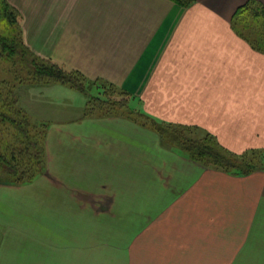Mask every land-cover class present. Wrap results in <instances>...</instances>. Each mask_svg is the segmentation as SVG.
I'll return each mask as SVG.
<instances>
[{"label": "crops", "instance_id": "obj_1", "mask_svg": "<svg viewBox=\"0 0 264 264\" xmlns=\"http://www.w3.org/2000/svg\"><path fill=\"white\" fill-rule=\"evenodd\" d=\"M7 1L37 55L125 91L137 113L19 85L47 125L46 169L0 181V264H264V171L206 167L157 129L264 150V51L234 24L250 0Z\"/></svg>", "mask_w": 264, "mask_h": 264}, {"label": "trees", "instance_id": "obj_2", "mask_svg": "<svg viewBox=\"0 0 264 264\" xmlns=\"http://www.w3.org/2000/svg\"><path fill=\"white\" fill-rule=\"evenodd\" d=\"M183 7H189L195 3L196 0H172ZM255 12V13H254ZM261 17L263 20L258 24L260 29H264V6L258 5L255 0L249 1L246 5L239 8L235 14L234 24L241 30V33H245L243 27L241 26L243 22L249 20L250 16ZM4 26L10 28L9 33H2L0 30V66H5V70L8 74L14 75L13 80L2 77L0 80V102L9 106V111H7L6 116L0 110V123L12 119L11 124L16 125L12 132H9L8 137L15 135L18 137L17 141L7 143L6 148H11L14 152L12 158H7V151L0 150V171L6 172L10 171L11 175L14 176L12 184H26L35 180L39 175L44 173L46 169V124L39 123L43 128L40 131L41 134H36V132L27 133V122L30 123L27 115H25L20 106L16 101V89L23 82H36L40 84L48 83H60L64 85H69L78 91L84 92L90 95V88L84 85L85 83L94 84L97 81L88 80L84 75L78 71L69 70L64 66L54 62L51 59L43 58L37 55L24 41L23 34L20 25V15L7 0H0V28ZM262 23V24H261ZM256 24V25H257ZM264 32V31H263ZM257 36L264 39V33H256ZM263 42V41H262ZM254 45L259 49L264 51V42L262 44H257L258 42H253ZM7 66V67H6ZM6 73V72H5ZM114 87V86H112ZM115 90L120 91L122 94L127 95V93L117 87ZM129 98V97H127ZM6 102V103H5ZM18 105V106H17ZM108 105L109 108L116 109L117 103L112 104L100 98L96 100L93 96L89 98V109L93 110L95 106ZM14 112L11 113V112ZM130 115L131 112L126 113ZM7 117V119H6ZM23 120V121H21ZM5 123V122H4ZM163 127V126H161ZM179 132L180 130L189 131L191 134H196L198 132L196 129L191 127H176ZM4 130V129H3ZM10 129H6L5 132L8 133ZM176 130V132H178ZM159 131V129H158ZM16 132V133H15ZM163 140L167 141L166 135L161 130L159 131ZM200 134V132H198ZM205 136H200L197 138H184L175 148L183 151L182 153L188 156L190 159L206 166L209 168L221 170L227 173L236 175H247L254 173L256 171H264V150H248L243 153H234L225 147H223L220 142L211 134H204ZM31 142L34 146H31ZM176 142V141H175ZM172 144V143H171ZM35 149H38L37 154H33ZM28 152L30 157L33 158L32 164L33 170H23L18 162V155ZM33 154V156H31ZM11 155V153L9 154ZM9 162L15 164L12 168L5 169V166L9 167ZM26 176L28 178H26ZM0 181L11 183V181L2 180L0 176Z\"/></svg>", "mask_w": 264, "mask_h": 264}, {"label": "rangeland", "instance_id": "obj_3", "mask_svg": "<svg viewBox=\"0 0 264 264\" xmlns=\"http://www.w3.org/2000/svg\"><path fill=\"white\" fill-rule=\"evenodd\" d=\"M255 1H256V3L258 5H261V6L263 5V3L260 2V0H255ZM262 20L263 19L261 17H256V15H254V16H250L249 20H246L241 25L243 27V29H244V32L245 33H249V38L251 40H253V42H258L257 44H262L264 42V39L263 38H261V37H259V36L256 35V33H264L263 32L264 29H260L259 26H258V24H257V23L261 22ZM5 24L6 23H4L1 26L0 30L2 31V33H9L10 32V28H6L4 26ZM6 70H5V66H3V65L0 66V80L3 79L2 77H7V78L13 80L15 78V76L14 75H11V74H8V72ZM84 85L86 87H89L90 88L91 94L93 95V99L94 100L97 101V99L100 98V100L107 101V102L112 103L114 105H115V103H117L116 109H118L119 111L125 112V113L131 112L132 114L137 113L135 111V104L132 103L129 98H127L128 96L122 94L118 90H115V87H112V86H110V85H108L106 83H102V82H95L94 84H88V83H85L84 82ZM18 88L15 91L16 96H17L16 97V101H17L18 105L20 106L22 112L25 115H27L30 123H33V125L32 124L31 125L28 124V122L26 123L27 124L26 132L27 133L36 132V134H38V137H39V134H41L40 131L43 130V128L39 125V123L37 121H35L30 116V114L28 113L27 109H24L23 108V106H22V104H21V102L19 100L18 93H17ZM5 106L6 107H4L3 104L0 102V110L4 113V116L8 115L7 114V111H9V106L8 105H5ZM93 110H95V112L97 114H101V113H103V111L105 112V110H102V108H100L99 106L98 107L95 106V108ZM90 111L91 110H89V112ZM14 112L15 111H13L11 113L14 114ZM140 113H141V111H140ZM6 119H7V117H6ZM0 121H2V120H0ZM21 121H23V120H21ZM4 122L3 123H0V150H6L7 151V156L6 157L10 159V158H12L14 156V152L12 150V147L11 148H6V145H7V143H10V142H13V141H17L18 137H16L13 134L11 135L10 138L8 137L9 132H12V130L15 128V126H17V124L14 125V126L12 125V127L10 125H8V124H11L12 119H8V121H4ZM161 126H163V127H161ZM6 129H10L8 131V133L5 132ZM157 129H159V131L161 130L162 132H164L166 134V135H164L166 137V139H167L166 143L169 146H173V147H177L176 145L179 144L178 141L180 142L184 138H190V137L191 138H197V137H200V136H205L204 134H202V133L199 134L198 132H194L196 134L193 135L189 131H184V135H183L182 134L183 133V130H180L182 132L181 133V132H179L177 130V128H174V126H172L170 124H165V123L164 124L160 123V125H157ZM176 130L178 132H176ZM31 146H34L32 142H31ZM178 150H180V149H178ZM181 152H183V151H181ZM10 153H11V155H9ZM32 153L33 154H37L38 153V149H35L34 152H32ZM33 154H31V156H33ZM31 159L33 160V158L30 157V155L28 154V152H24V153L18 155V162H19V165L21 166V168H23V170H29V169L30 170H33L34 169ZM263 161H264V159H263ZM14 165L15 164H13L12 162L11 163L9 162V167L8 166H5L6 167L5 169L7 170L8 168H12ZM10 166H12V167H10ZM10 173L11 172L9 170L6 171V172L5 171L4 172H1L0 171L1 179L2 180L11 181V183H12L15 180H14V176L11 175ZM26 178H28V177L26 176ZM20 185H22V184H20Z\"/></svg>", "mask_w": 264, "mask_h": 264}]
</instances>
